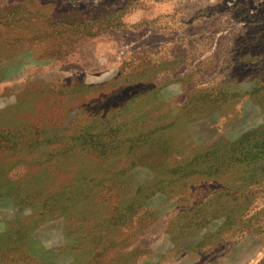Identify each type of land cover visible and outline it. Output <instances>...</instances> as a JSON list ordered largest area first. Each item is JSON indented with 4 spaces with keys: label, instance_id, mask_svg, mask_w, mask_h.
<instances>
[{
    "label": "rangeland",
    "instance_id": "obj_1",
    "mask_svg": "<svg viewBox=\"0 0 264 264\" xmlns=\"http://www.w3.org/2000/svg\"><path fill=\"white\" fill-rule=\"evenodd\" d=\"M0 264H264V0H0Z\"/></svg>",
    "mask_w": 264,
    "mask_h": 264
}]
</instances>
